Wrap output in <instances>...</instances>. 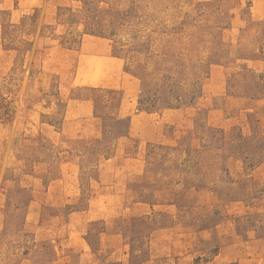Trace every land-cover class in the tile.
<instances>
[{
    "label": "rangeland",
    "instance_id": "rangeland-1",
    "mask_svg": "<svg viewBox=\"0 0 264 264\" xmlns=\"http://www.w3.org/2000/svg\"><path fill=\"white\" fill-rule=\"evenodd\" d=\"M0 264H264V0H0Z\"/></svg>",
    "mask_w": 264,
    "mask_h": 264
}]
</instances>
